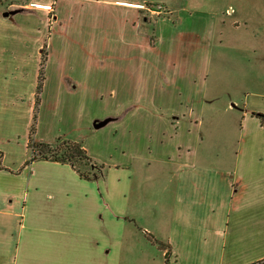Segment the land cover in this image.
Wrapping results in <instances>:
<instances>
[{"label": "crops", "instance_id": "obj_1", "mask_svg": "<svg viewBox=\"0 0 264 264\" xmlns=\"http://www.w3.org/2000/svg\"><path fill=\"white\" fill-rule=\"evenodd\" d=\"M217 1L54 2L47 69L55 35L66 54L51 74L52 94L69 96L77 112L112 106L81 123L92 139L87 153L105 170L88 182L68 165L25 166L28 141L19 155L12 128L17 104L0 99V264H164L167 251L168 264H264V126L252 115H264V37L253 34L264 27V0L229 21L242 4L228 0L222 13ZM61 22L64 40L54 34ZM241 22L245 32L234 27ZM79 31L83 43L74 41ZM232 39L251 59L222 77L215 63ZM1 47L0 94H19L17 78L29 71L19 55L3 61L10 51ZM96 75V87L87 86ZM219 107L234 109L233 118Z\"/></svg>", "mask_w": 264, "mask_h": 264}, {"label": "rangeland", "instance_id": "obj_2", "mask_svg": "<svg viewBox=\"0 0 264 264\" xmlns=\"http://www.w3.org/2000/svg\"><path fill=\"white\" fill-rule=\"evenodd\" d=\"M55 1L56 0H49L50 7L48 6L49 8L46 10L43 9L39 10L37 9V7L33 6L35 2L31 0H0V51L2 48L1 45L6 46L3 49L8 48L9 49L8 51H10V53L3 55L4 57L3 61L15 62L18 59L16 55H19L20 56L19 59H22V57L24 59L23 62L24 72L29 71V74H25L23 77L17 78L18 82L23 83V87H21L19 83H16V85L18 84L21 87L20 90H17L19 94L15 93L14 92L15 90H13L12 94L10 93L6 94V89L1 90L3 95L0 94V99L10 100L13 98L11 101L17 104L16 109L18 110L19 117L17 118V120H15V125L12 126V128L17 129L18 131V135H17L18 139L15 142L18 143V146L16 145V147L19 150L18 152L19 155H21L23 149H25L24 153H27L26 143L28 141V132L31 126H33L35 130V134L33 136L35 141H43V142L49 141L51 143H54L58 139L70 140L80 143L87 152V149L84 147V145L90 148L89 145L91 144L92 139L88 136L89 132L87 128H83V125H81V123L84 124L89 119V117L92 116V114H97V113L103 114L106 113L108 109H112V106L110 105L107 106L106 108L105 107L102 108V110L100 111H93L89 109L85 113L77 112L75 111V109L69 107L72 105L69 96L67 97L64 95L60 96V95L52 94L55 88V86H53L55 77L54 79H52L51 74H53L54 70L60 65L57 63V60L66 54V47L61 45L60 48H58L57 37L55 35L52 42V44H54V47H50L51 53H54V55L52 54L53 57L51 58V65L48 67L49 69H47L46 66L50 54L48 43L54 25L56 24V19L58 17L55 11V3H54ZM259 1L260 0H258V2ZM36 2L42 3L43 0H37ZM239 2L242 4V6L238 3H236V5L239 6V8L236 5L233 6L237 8L238 12L231 16L228 15L226 21H229L232 18L241 20L242 15L247 10L252 8V6H250V0H247V2L246 0H239ZM227 5H228V0H218L214 5V9L216 10L221 9L222 13L223 12L225 13V10L228 8ZM206 7H208V5ZM164 11L165 10L162 9L161 13L164 14ZM5 12L6 13L14 12L16 14L10 16L9 19H4L2 14ZM147 12L148 11L146 9V13ZM154 16H156V14H153V17ZM252 18L254 20L255 17L249 16L250 21H253L251 20ZM242 23L244 22L234 24V27L242 26L243 28L244 25ZM66 26L67 25L64 24V22H61L59 27L58 25L56 26L54 34L57 33L58 36L60 34H63L62 38L64 40L67 34L65 31ZM242 28L240 29L242 30ZM258 28L259 30H257ZM257 29L256 31H253V34L256 37L255 39L258 38L259 40H261L260 38L264 37V27H257ZM242 31L245 32L244 28ZM70 34L77 35L78 33H70ZM84 39L85 37L84 38L81 37L79 31V35L74 39V41H79L80 43H83ZM241 42H239L238 44V42H235V39H232V41L230 42L232 43V45L228 44L227 46H225L221 54V59L215 63L217 64L216 69L217 71L222 73V77L224 76L225 73L227 74V72L234 73L235 71L234 63L236 60L240 61L241 59L247 58L246 56H248L249 58L251 57L250 52L247 50L249 48L245 47L246 45L245 43L243 44L244 47L241 46L240 45ZM12 46L16 47L19 51L22 52L17 54L15 52L16 49L13 48ZM39 49H40V53L38 52ZM69 54L70 53H68V55ZM38 56H41V61L39 66L36 64V62H34L35 58H37L38 60ZM8 57H12L15 61L9 59ZM43 57L45 58L43 67H44L45 83L47 82L46 83L47 86L45 88L47 90L44 91V88L42 87V91L40 93V104L38 105V107H35L34 94L36 92V87L38 84L39 70L41 68V62ZM213 65H214V61H213ZM87 66L88 64L86 65V67ZM15 69H16V73L14 74H17L18 71L21 70V66ZM97 76L98 75H96V82L94 81L95 79L93 78V76L86 77V85L95 88L97 85L96 83L100 81V78H98ZM11 78H13V75L10 77V79ZM5 82L6 81L3 80V83ZM10 83L11 82H9V84ZM108 85L111 87L112 84L110 81L108 82ZM20 91H22L23 94H21ZM86 97L89 100L92 98V96L90 95ZM219 102L223 103L225 102V99H222ZM235 102L237 101L234 100V102L232 103ZM30 105L32 107V112H30ZM97 109H101V107H98ZM221 109L222 107H219L217 109V113H220L225 120H229L231 117L233 118V114L235 112L234 109H230L229 111H222ZM34 116H35V120H34ZM107 118H110V116L106 117L105 119ZM113 120L116 119H112V121ZM116 124H117L116 122H110L109 125L103 128V130L107 132L109 128H113L112 126ZM4 128L11 129L10 126L7 125ZM222 128L224 129V126H222ZM10 132L11 130L8 131V133ZM84 140L88 145L85 144ZM24 141L25 143H23ZM29 155L30 153L28 151V157ZM87 155L93 161L97 162L88 153ZM99 155L105 156L106 153L99 152ZM97 163L100 164L99 162ZM145 181L148 183L155 182V180L152 181L145 180ZM158 181L161 182V180ZM5 194L6 193H3V191H0V200L4 199L3 196Z\"/></svg>", "mask_w": 264, "mask_h": 264}, {"label": "trees", "instance_id": "obj_3", "mask_svg": "<svg viewBox=\"0 0 264 264\" xmlns=\"http://www.w3.org/2000/svg\"><path fill=\"white\" fill-rule=\"evenodd\" d=\"M45 58L41 62L39 70L38 84L35 94V107L40 104V93L44 82V67ZM254 117L258 118L264 126V115L261 113H253ZM35 120V116H34ZM35 130L31 126L28 134L27 149L30 153L25 162V166L31 165L35 161L46 160L63 165L70 166L80 179L88 182L98 181L104 172V166L93 161L88 155L83 146L74 141L58 139L54 143H47L43 141L34 140ZM147 238L154 244L158 245L160 249L165 250L164 244L155 240L151 235H146ZM169 251L165 254L164 264H168L167 258Z\"/></svg>", "mask_w": 264, "mask_h": 264}, {"label": "water", "instance_id": "obj_4", "mask_svg": "<svg viewBox=\"0 0 264 264\" xmlns=\"http://www.w3.org/2000/svg\"><path fill=\"white\" fill-rule=\"evenodd\" d=\"M12 14H14V12H12V13L11 12H7V13H4L3 16L4 17H8L9 15H12ZM102 125H103V123H101V126ZM96 127H99V126H96Z\"/></svg>", "mask_w": 264, "mask_h": 264}]
</instances>
